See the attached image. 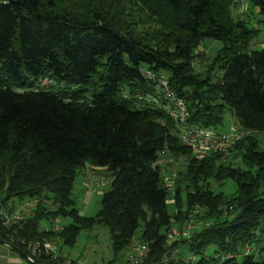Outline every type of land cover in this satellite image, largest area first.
<instances>
[{"label": "trees", "instance_id": "trees-1", "mask_svg": "<svg viewBox=\"0 0 264 264\" xmlns=\"http://www.w3.org/2000/svg\"><path fill=\"white\" fill-rule=\"evenodd\" d=\"M238 1L0 0V207L37 201L19 223L0 221V236L45 239L61 253L59 242L105 226L107 264L136 232L147 247L136 264H264L251 253L264 250V41L252 48L257 29L233 16ZM247 1L264 28V0ZM205 39L221 44L213 56L199 50ZM145 70L183 100L186 125L217 129L229 113L246 131L225 159L191 156ZM162 152L184 157L172 190ZM86 164L109 175L88 217L71 193ZM226 180L234 193L212 190ZM56 216L71 222L39 230ZM187 224L188 238L168 239Z\"/></svg>", "mask_w": 264, "mask_h": 264}, {"label": "rangeland", "instance_id": "rangeland-1", "mask_svg": "<svg viewBox=\"0 0 264 264\" xmlns=\"http://www.w3.org/2000/svg\"><path fill=\"white\" fill-rule=\"evenodd\" d=\"M249 2L244 0L242 4H237L232 8V14L236 17L239 13L240 16L247 19L248 26L257 29L256 37L252 48L260 49L261 42L264 41V28L259 21L261 16L257 14V10L254 8V12L249 10ZM221 46L220 42L205 39L199 47V50L205 51L207 55L213 56L216 50ZM197 66L199 64H196ZM199 68V67H198ZM232 117L229 113L225 114L223 123L217 127L218 130H226L232 122ZM259 140V147L264 149V133L257 134ZM169 156L163 155L158 161L162 167V173L164 178L174 179L177 177V171L182 170L184 157H178V160L170 159ZM92 166L86 164L85 167L80 170L74 179L72 188V197L75 201V208L82 216H93L100 208L101 194L107 190L109 183L106 185H100V181L103 179L109 180V175L103 170H93L94 175L90 174V168ZM98 173V174H97ZM170 181V185L172 180ZM212 190L215 192H222L225 195H231L236 190V184L233 180H226L223 184L218 185L213 183L211 185ZM37 201L24 198L22 200L11 199L7 202L9 207H12L14 211H19L22 216L30 214L32 208H34ZM49 204V203H47ZM53 209L52 205H47ZM71 222L69 217H49L48 219H41L38 224L39 230H46L52 226L63 227ZM139 232H136L133 236L132 242L120 253V258L115 259L114 264H120L121 261L126 259L129 252H131L135 246L139 245L138 240ZM61 251L72 260L75 264H107L113 259V253L111 251L110 239L108 229L105 226H97L92 229H82L75 237L72 245H66L61 242L58 243ZM215 247L209 245L204 255L208 258L213 255ZM254 260H262L264 258V250L256 248L251 249ZM197 258V257H196ZM240 258V257H239ZM15 260V261H14ZM0 264H26L18 259V256L10 251L7 247L0 245Z\"/></svg>", "mask_w": 264, "mask_h": 264}, {"label": "built area", "instance_id": "built-area-1", "mask_svg": "<svg viewBox=\"0 0 264 264\" xmlns=\"http://www.w3.org/2000/svg\"><path fill=\"white\" fill-rule=\"evenodd\" d=\"M244 0H239V4H242ZM144 74L157 82L155 89L162 92L163 96L168 100V106L166 107V113L172 119L179 123L178 138L182 145L189 148L191 156L196 159H201L210 154H218L221 159H225L230 151L234 148L236 142L246 133L241 129L238 123L232 120L231 124L226 130H218L212 127H197L188 126L185 124L187 117V111L183 100L176 96L168 88L166 79L162 76H157L150 70L143 71ZM46 79L43 83H48ZM166 152V149H164ZM164 152H162L163 154ZM164 155V154H163ZM171 158H167L169 161ZM163 170V169H162ZM166 187L172 190L170 181L165 177ZM105 181L101 180L100 185H104ZM173 199H168L167 203H172ZM0 221L3 226L9 227L19 223L23 219V216L18 211H8L3 207H0ZM54 230L60 229L58 226H53ZM190 225L187 224L186 228L182 231L173 227L168 232V239L170 241L176 238H188ZM7 235V234H6ZM8 240L3 239L0 236V240L6 243L16 246L22 250L28 257L34 260L37 264H75L64 253H60L55 244L45 239H25V238H13L11 234L7 235ZM14 242L17 243L14 244ZM1 245V244H0ZM10 248L6 245H3ZM11 249V248H10ZM147 247L144 244H139L128 253L126 260L131 264H136L140 261L145 254ZM18 259L22 262H27L23 257L17 255Z\"/></svg>", "mask_w": 264, "mask_h": 264}, {"label": "water", "instance_id": "water-1", "mask_svg": "<svg viewBox=\"0 0 264 264\" xmlns=\"http://www.w3.org/2000/svg\"><path fill=\"white\" fill-rule=\"evenodd\" d=\"M0 244L1 245H6L8 247H10L12 250H14L18 255H20L21 257H23L29 264H37L34 260H32L30 257H28L22 250H20L19 248H17L16 246L10 245L8 243H6L3 240H0Z\"/></svg>", "mask_w": 264, "mask_h": 264}, {"label": "crops", "instance_id": "crops-1", "mask_svg": "<svg viewBox=\"0 0 264 264\" xmlns=\"http://www.w3.org/2000/svg\"><path fill=\"white\" fill-rule=\"evenodd\" d=\"M100 169H102V168H100V167H94V166H92L91 168H90V174L92 175H94L95 173H94V171L93 170H100ZM98 174V173H97ZM15 261V260H14Z\"/></svg>", "mask_w": 264, "mask_h": 264}]
</instances>
